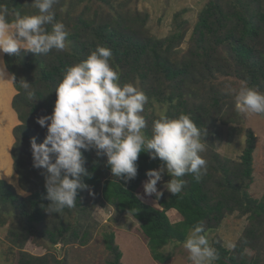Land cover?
Returning a JSON list of instances; mask_svg holds the SVG:
<instances>
[{
    "label": "trees",
    "instance_id": "16d2710c",
    "mask_svg": "<svg viewBox=\"0 0 264 264\" xmlns=\"http://www.w3.org/2000/svg\"><path fill=\"white\" fill-rule=\"evenodd\" d=\"M92 1L94 0H72L69 5L76 9L77 5L85 2L90 4ZM95 1L107 11L114 10L110 0ZM263 1L226 0L223 4L219 0H209L199 13L189 45L184 52L186 58L180 63L173 58L176 48L186 34L180 21L168 36L153 38L143 32L147 16L143 17L139 12L129 15L114 10L112 14L108 12L105 19H101L98 10L91 14L86 13L87 5L74 15L70 14L71 9L64 10L65 15L54 11L55 20L63 22L70 33L65 50H52L48 54L40 55L20 52L9 56L4 53L5 65L16 78L13 83L17 92L12 99V106L21 122L16 125L17 131L28 141V146L31 145L33 137L38 144L43 142L44 135L42 133L33 135L30 128L34 123L33 130L40 127L36 122L37 117L52 114L56 101L55 88L66 69L86 59L97 46L111 49L112 62L119 69L121 84L131 82L141 86L151 76L161 77L162 85L165 86L163 97L157 90L153 88L149 90L147 85L143 88L149 97L150 105L154 106L156 102L164 103V114L169 118L180 114L189 115L201 131L202 116L188 108L181 88L185 85L186 79L196 77L195 73L200 72V68L207 69L213 66L212 61L216 63L217 59L221 58V62L216 65L220 67V64L229 65L232 68V75L244 85L264 92V49L256 48L264 46L258 43L260 37L264 42ZM0 4L9 8L10 20L14 19L17 13L24 15L38 11L33 6L34 0H0ZM177 17L178 14L175 20ZM47 27L50 30L51 26ZM221 51L224 52V56L219 55ZM23 79L31 83L36 100L28 99L24 94L20 87V81ZM172 85L176 86L177 92L169 90ZM164 90L168 93L165 94ZM148 93L155 94L157 98L150 97ZM12 94L5 73L4 78L0 77V176L5 179H0V226L6 225L9 221L14 222L23 235L39 238L46 241L48 246L55 247L59 242L66 240L67 234L77 237V232L75 228H70L58 218L55 225L47 227L45 207L50 201L47 199L42 174L44 170L33 166L31 147L29 151L27 149L19 152L23 157L22 163L25 159L31 158L28 166L31 174L29 180L33 188L31 194L22 197L6 182L11 180L10 176L13 174L10 168L9 148L13 141L11 129L18 121L9 106ZM211 104L217 105V99L213 98ZM145 133L150 137L151 127H147ZM255 139L253 131H248L240 161L231 164L232 160L227 159L226 163L218 161L215 164L214 168L221 171V177L215 184V191L207 187V175L196 180L193 174H186L180 178L185 181L180 194L174 196L170 191H161L162 195L159 198L153 196L158 206L143 201L138 194L148 179L146 172L161 166L159 158L151 159L148 153L141 152L136 162L137 176L126 183L112 175L110 166L106 163V156L102 161L93 151L82 150L84 166L90 175L82 177L87 187L77 190L74 212L81 213L86 194L92 190L100 197L101 205L109 204L114 212L130 214L139 222L141 233L147 238L152 258L162 263L171 258V254H164L163 249L171 243L185 241L188 230L195 224L202 223L205 232L213 231L220 226L226 213L238 211L240 216L249 219L252 226L241 236L232 251L216 242L215 248L219 259L214 264H255L243 254L244 248L250 246V240L260 237L261 230L264 229V194L260 198H254L248 192L253 182ZM167 179H171V176L165 170L159 184ZM170 209H175L181 219L171 222L167 215ZM68 211L69 209L65 208L61 213ZM54 215L57 217L58 213ZM84 235L81 238H85ZM85 242L86 240L83 241ZM104 244L113 256L107 264H122V252L115 243L113 232L105 233ZM33 260V257H21L18 264L48 263L45 260L35 263ZM55 264L63 262L57 260Z\"/></svg>",
    "mask_w": 264,
    "mask_h": 264
},
{
    "label": "clouds",
    "instance_id": "9594fccd",
    "mask_svg": "<svg viewBox=\"0 0 264 264\" xmlns=\"http://www.w3.org/2000/svg\"><path fill=\"white\" fill-rule=\"evenodd\" d=\"M56 3L57 0H34L36 13H17L11 20L9 8L0 4V52L14 56L20 52L40 55L65 50L70 33L63 22L55 20ZM4 63L0 60L2 78ZM8 79L16 81L11 73ZM20 87L28 99H35L30 82L23 79ZM55 90L52 114L36 120L47 128L46 136L39 144L34 137L31 140L33 166L44 170L50 201L45 211L49 214L75 207L77 190L87 187L82 177L90 174L84 166L83 151L95 150L98 157L106 156L112 175L126 183L137 176L136 162L141 152L148 153L151 159L159 158L161 166L148 170L143 184L144 194L157 198L162 195L157 184L165 170L171 176L165 187L174 196L184 187L181 177L193 174L199 180L206 174L201 131L189 115L169 118L161 113L152 123L151 136L146 135L148 124L143 113L149 97L138 84L120 83L110 48L97 46L86 59L69 66ZM235 108L244 114L264 115V92L242 85L235 94ZM183 247L192 264H214L219 259L202 223L188 231Z\"/></svg>",
    "mask_w": 264,
    "mask_h": 264
},
{
    "label": "rangeland",
    "instance_id": "374dc122",
    "mask_svg": "<svg viewBox=\"0 0 264 264\" xmlns=\"http://www.w3.org/2000/svg\"><path fill=\"white\" fill-rule=\"evenodd\" d=\"M71 1L57 0V3L53 6V11L65 15L63 11L71 9L73 13L70 14L74 15L82 10L84 5H87L86 13L91 14L98 10L101 19H105L108 12H110L103 9L104 6L95 0L90 4L88 2L79 4L76 9L69 5ZM208 1L110 0V5H113L114 10L119 11L121 14L128 13L132 15L139 12L141 16H147L143 32L153 38L168 36L180 21L184 25L186 34L183 41L176 48L175 55H173L176 62L180 63L183 58H186L184 52L189 45L191 32L198 20L201 9ZM219 1L223 4L226 2V0ZM113 11L110 13L112 14ZM177 14L178 17L175 20ZM258 43L264 44L262 37L258 39ZM256 48L263 50L264 46H257ZM219 55L224 56V52L221 51ZM220 59L218 58L216 63L212 61L213 66L207 69L200 68L201 71L195 73L196 77L186 79L185 85L181 87L188 108L195 110V113L202 116L203 119L201 140L205 145L202 156L207 161L206 185L211 191H215V184L221 177V171L214 168L215 164L218 161L226 163L227 159L232 160L231 164L240 161L247 133L252 130L256 137V147L253 155V182L248 192L252 197L260 198L264 194V117L252 113L244 114L236 110L235 94L244 83L232 75V68L229 65L220 64L221 67L216 65L221 62ZM161 82V77L151 76L141 86H138L143 90L147 85L149 90L153 88L163 97L165 86ZM169 90L174 93L178 91L175 85L170 86ZM166 93L168 91H165ZM148 94L150 97L157 98L153 93ZM213 98L217 99L218 104L215 106L211 104ZM153 105L148 102L143 113L148 127H152L153 121L165 110L164 103L156 102ZM12 109L17 115V111L14 108ZM20 123V121H17L11 129L13 141L9 148V160L13 174L10 176L11 180L6 182L12 185L16 194L27 197L33 190L32 183L29 180L31 174L28 167L31 158H24L25 162L22 163L23 157L19 152L27 149L29 151L31 145L28 146V141L17 131L16 125ZM34 126L35 123L30 128L33 135L42 133L43 137L46 136V127L39 125L40 127L33 130ZM90 151H93L96 155L95 150ZM99 158L104 161L105 156ZM169 180L163 181L161 185L159 183L162 180L158 182L157 188L160 192H169L165 187L166 182ZM22 191L27 194H21ZM138 195L143 201L158 206L157 200L153 198L154 194L151 196L144 194V187ZM100 201V197L91 190L86 194L85 204L82 205L80 214L75 213L73 208L69 209L68 212L58 214L57 217L54 213L49 214L47 212L45 221L48 228L55 225L58 219H61L70 228H75L77 232V237L67 234L66 240L59 242L55 247L48 246L45 243L46 241L39 238L23 235L14 222L9 221L6 225L0 226V264H18L19 258H25L26 256L28 258L33 257L35 263L45 260V262H48L46 264H55L57 260H62L63 264H107L113 257L104 244V236L107 232L114 233L115 243L122 252V264H192L188 258L187 250L183 247L184 241L171 243L163 249L164 254H171L169 260L161 263L153 259L147 245V238L141 233L139 222L130 214L114 212L111 205H101ZM238 213V211L226 213L217 229L206 232L210 245L215 247V243L218 242L228 251L234 250V248H229L228 245H236L246 230L252 226L246 216H240ZM167 215L171 222L181 219L180 214L175 209L167 211ZM83 234H85V238H81ZM84 240H86L85 243H83ZM243 254L247 256L250 262L264 264L263 228L260 237L257 236L255 239L250 240V246L244 248Z\"/></svg>",
    "mask_w": 264,
    "mask_h": 264
},
{
    "label": "crops",
    "instance_id": "0c3cea01",
    "mask_svg": "<svg viewBox=\"0 0 264 264\" xmlns=\"http://www.w3.org/2000/svg\"><path fill=\"white\" fill-rule=\"evenodd\" d=\"M0 54H1V53H0ZM0 59L4 62V53H2V54L0 55ZM4 66H5V73H6V75H7V79H8L10 73H9V71H8V69H7L6 65H5V63H4ZM8 84H9L11 90L13 91V94L11 95L10 100H9V106H10L11 110L14 112V110L12 109V108H13V106H12V99H13V97H14V94L16 93V89H15V86H14V83H13V80H12V79H8ZM14 114H15V112H14ZM15 116H16V118H17V120H18V117H17L16 114H15Z\"/></svg>",
    "mask_w": 264,
    "mask_h": 264
}]
</instances>
